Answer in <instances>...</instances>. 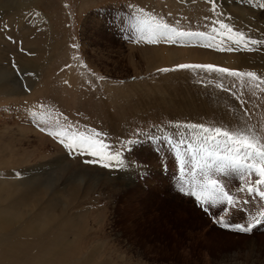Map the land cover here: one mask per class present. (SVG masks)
I'll use <instances>...</instances> for the list:
<instances>
[{
	"label": "rangeland",
	"instance_id": "1",
	"mask_svg": "<svg viewBox=\"0 0 264 264\" xmlns=\"http://www.w3.org/2000/svg\"><path fill=\"white\" fill-rule=\"evenodd\" d=\"M20 1L0 0V222L35 233L0 237V264H264V200L239 191L259 177L216 174L241 203L200 206L186 193L211 160L185 147L214 148L189 127L201 124L264 142V83L176 68L264 78V0H216L215 12L209 0H38L44 24ZM218 20L261 43L234 44ZM157 24L206 35L148 43ZM62 128L98 133L120 159L85 163L95 157L50 134ZM220 216L262 223L240 233Z\"/></svg>",
	"mask_w": 264,
	"mask_h": 264
},
{
	"label": "snow or ice",
	"instance_id": "2",
	"mask_svg": "<svg viewBox=\"0 0 264 264\" xmlns=\"http://www.w3.org/2000/svg\"><path fill=\"white\" fill-rule=\"evenodd\" d=\"M209 3L213 5L212 10L215 12L216 0H209ZM216 23L219 24L220 29L226 30L223 35L229 36L233 39L234 44L240 45L242 48L251 50L249 43H261L260 41H250L243 32L234 30L229 24L223 21L218 20ZM213 31H217V29L213 28ZM160 35H165L169 43H175L181 38L205 36L206 34L201 32L178 31L176 28H169L167 24H157L154 27L149 26L147 35H143L142 38L146 39L148 43H158ZM218 50L233 51L235 49L229 46L226 48L220 47ZM176 68L203 69L210 73H222L231 77H247L257 82L255 85L257 87L259 84L264 83V78L258 76L255 72L233 70L213 64H180ZM169 70L160 69L159 71ZM189 127L194 129V134L200 135L205 142L212 143L214 148L211 150L203 149L206 157L210 158L211 163L206 164V171L203 173V178L196 180L193 189L186 194L195 197V200L200 206L223 205L224 208L222 211L227 214L229 208L236 210V205L241 202L237 197L229 194L221 180L213 177L216 174L222 176L227 175L230 178H238L243 181L245 176L255 174L259 177L255 182V186L248 183L241 187L239 191H247L250 196L255 194L261 200H264V191L260 190L264 186V142L251 129L232 132L220 127L208 128L202 124L189 125ZM50 134L59 138L60 143L70 152H78L81 155L87 154L95 157V159L86 160L85 163H103L105 167H110L112 166L111 161L120 159L119 153L112 154L107 151L108 145L98 138V133L86 134L85 132H70L68 129L62 128ZM196 167L204 166L197 162ZM243 203L247 204L248 201L245 200ZM202 210L210 215L208 207H202ZM214 222L220 224L224 229H231L240 233H250L257 224L262 223V219L257 218L254 223H249L247 226L242 223H229L224 219V216H220Z\"/></svg>",
	"mask_w": 264,
	"mask_h": 264
},
{
	"label": "bare ground",
	"instance_id": "3",
	"mask_svg": "<svg viewBox=\"0 0 264 264\" xmlns=\"http://www.w3.org/2000/svg\"><path fill=\"white\" fill-rule=\"evenodd\" d=\"M10 1V0H9ZM16 1V0H15ZM20 1V0H19ZM11 3V2H10ZM16 3V2H15ZM14 3V4H15ZM20 3H22L21 4V6L17 9L18 10V12H22L23 13V11H20V9H22V10H25V9H29V8H32V12H33V15L34 16H37V17H35V19H37L38 20V22L39 23H41V24H44V21H43V19L42 18H45V16H44V14L43 13H41L37 8H38V6H37V3H38V0H22V1H20ZM3 4V3H2ZM20 5V4H19ZM15 9V8H14ZM242 64V63H241ZM245 64H247V63H245ZM2 83V82H1ZM123 163V162H122ZM122 163H120V164H122ZM129 164H131V163H129ZM103 167V166H102ZM128 167V166H127ZM127 171H129L128 169L126 170V173L125 172H123V173H121V174H119V175H117V176H114V177H116V178H118V177H120L119 179H121V178H124L125 176V178L126 179H128V177L129 176H127V174L128 175H130L129 174V172H127ZM114 172V171H113ZM113 172H112V174H113ZM117 172V171H116ZM118 173V172H117ZM113 177V178H114ZM112 177H111V179H113ZM82 179V178H81ZM115 181V180H114ZM47 187L49 186V185H46ZM2 211V210H1ZM5 211H7V210H5ZM16 212H14L13 214H15ZM12 214V213H11ZM16 215V214H15ZM15 215H13V216H15ZM18 215H20V214H18ZM3 216V215H2ZM7 217V216H6ZM17 217V216H16ZM27 217V216H26ZM4 218V217H3ZM8 219V218H7ZM8 222V220H5V223H7ZM33 222V221H32ZM14 223V222H13ZM28 223V222H27ZM36 223V222H35ZM8 224V223H7ZM13 224L10 222V224H9V230L10 231H12V233H14V231L17 233V236H20V235H23V234H28V232H29V234H34L35 233V229L33 228V226L31 227H29V226H27V224L24 222V225L23 224H21L20 226H12ZM34 229V230H33ZM9 230L8 229H6V225H3V220H1V222H0V233L3 235H1L0 237H7L5 240H7L8 241V243H10V242H12V244L14 243V241L12 240V241H9V236H10V233H9ZM15 234V233H14ZM37 235V234H36ZM43 235V234H42ZM34 236V235H33ZM41 236V235H40ZM16 237V236H15ZM25 237V236H24ZM44 237V236H43ZM13 238V237H12ZM32 241V240H31ZM41 241V240H40ZM26 243V242H25ZM7 245V244H6ZM9 245V244H8ZM15 245V244H14ZM9 248V247H8ZM44 248H46L45 246H44ZM63 248V247H62ZM10 249V248H9ZM42 251V250H41ZM49 251V250H48ZM56 251V250H55ZM60 251V250H59ZM28 252V251H27ZM47 254H49V252L47 253ZM51 254V253H50ZM36 255H38V254H36ZM43 257H44V255H43ZM36 259H37V257H36Z\"/></svg>",
	"mask_w": 264,
	"mask_h": 264
}]
</instances>
